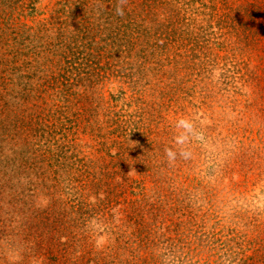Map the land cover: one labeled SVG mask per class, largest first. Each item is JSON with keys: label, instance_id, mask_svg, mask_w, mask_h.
<instances>
[{"label": "rangeland", "instance_id": "obj_1", "mask_svg": "<svg viewBox=\"0 0 264 264\" xmlns=\"http://www.w3.org/2000/svg\"><path fill=\"white\" fill-rule=\"evenodd\" d=\"M117 4L0 0V264H264V0Z\"/></svg>", "mask_w": 264, "mask_h": 264}, {"label": "clouds", "instance_id": "obj_2", "mask_svg": "<svg viewBox=\"0 0 264 264\" xmlns=\"http://www.w3.org/2000/svg\"><path fill=\"white\" fill-rule=\"evenodd\" d=\"M127 4V0H118V4L116 7V14L119 16L124 15V5ZM175 128L177 130L183 129V132H180V134L175 136V144L177 145H183L185 141L188 139V134L189 133H194V126L191 120L182 118L179 119L176 124ZM165 153L167 156L170 158L174 159L175 158V153L172 151L171 148H165ZM181 155H184L183 152H181Z\"/></svg>", "mask_w": 264, "mask_h": 264}]
</instances>
